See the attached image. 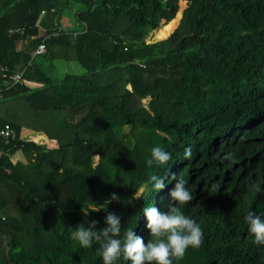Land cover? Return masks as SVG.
<instances>
[{"label":"trees","instance_id":"obj_1","mask_svg":"<svg viewBox=\"0 0 264 264\" xmlns=\"http://www.w3.org/2000/svg\"><path fill=\"white\" fill-rule=\"evenodd\" d=\"M42 40L0 100L31 108L0 117V264H264V0H0L9 73Z\"/></svg>","mask_w":264,"mask_h":264},{"label":"rangeland","instance_id":"obj_2","mask_svg":"<svg viewBox=\"0 0 264 264\" xmlns=\"http://www.w3.org/2000/svg\"><path fill=\"white\" fill-rule=\"evenodd\" d=\"M186 5L187 2L183 1V4L181 6V11L186 7ZM82 8L83 7H80L79 4L72 3L67 9L60 11L59 13H56L52 18V22L55 24L54 26L62 29H74V30L81 28V23L76 19V11ZM179 21L177 23L176 28L179 25ZM149 34L147 36H149ZM41 60H43V57H37L35 59V62L37 63ZM65 62L66 61L63 59H58L57 61V64L59 63V65L61 66L64 65L62 69L64 68L65 72H69L71 74H80L84 72V69L77 61L71 60L66 62V64ZM144 102L147 103L148 99H145ZM29 111H31V108L26 103V101L23 100V98L20 96L13 98H5L4 101L0 103V117L9 120H14L19 122L26 118ZM16 161L19 160H15V162Z\"/></svg>","mask_w":264,"mask_h":264},{"label":"built area","instance_id":"obj_3","mask_svg":"<svg viewBox=\"0 0 264 264\" xmlns=\"http://www.w3.org/2000/svg\"><path fill=\"white\" fill-rule=\"evenodd\" d=\"M65 30V29H64ZM9 34H22V28H11L8 31ZM47 52V47L45 42L42 40L34 49L29 52L30 60L26 65L23 67L17 68L12 73L10 72V68L0 62V100L4 98V92L10 89L15 84H22L24 82V72L28 66L32 64V60L38 56H41ZM15 130L11 128L9 125H5L4 127L0 128V141L7 143L11 140L15 139ZM9 153L8 149L0 148V158L2 155Z\"/></svg>","mask_w":264,"mask_h":264},{"label":"crops","instance_id":"obj_4","mask_svg":"<svg viewBox=\"0 0 264 264\" xmlns=\"http://www.w3.org/2000/svg\"><path fill=\"white\" fill-rule=\"evenodd\" d=\"M57 61H58V59H55V60H53V62H52V65H53V68L55 69V71L58 73V75L61 77L62 75H64L65 73H69V72H65V69L63 68L62 69V67H64V65H59V63L57 64ZM44 61L43 60H41V61H39L38 63H40V64H45V63H43ZM65 64H66V62H65ZM61 74V75H60ZM80 74H82V73H80ZM11 160L13 161V162H15V160H22V161H24L25 159H24V156H23V154H22V152L21 151H17L12 157H11Z\"/></svg>","mask_w":264,"mask_h":264}]
</instances>
